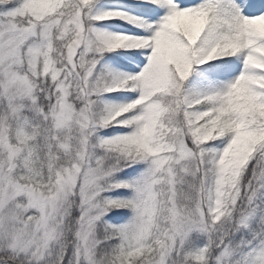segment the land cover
I'll list each match as a JSON object with an SVG mask.
<instances>
[{
  "label": "snow or ice",
  "instance_id": "snow-or-ice-1",
  "mask_svg": "<svg viewBox=\"0 0 264 264\" xmlns=\"http://www.w3.org/2000/svg\"><path fill=\"white\" fill-rule=\"evenodd\" d=\"M0 264H264V0H0Z\"/></svg>",
  "mask_w": 264,
  "mask_h": 264
}]
</instances>
